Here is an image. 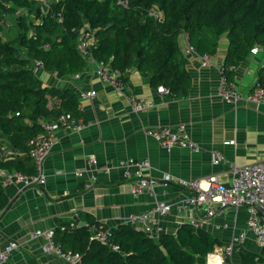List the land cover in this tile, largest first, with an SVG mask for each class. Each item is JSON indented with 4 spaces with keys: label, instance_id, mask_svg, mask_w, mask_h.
I'll return each mask as SVG.
<instances>
[{
    "label": "crops",
    "instance_id": "obj_1",
    "mask_svg": "<svg viewBox=\"0 0 264 264\" xmlns=\"http://www.w3.org/2000/svg\"><path fill=\"white\" fill-rule=\"evenodd\" d=\"M43 10L40 9L41 14ZM4 27L6 23H0V28ZM181 37L180 34V49L190 78L185 96H175L169 91L158 92L150 83L151 76L139 71L137 60L127 71V80H122L119 75L123 83L115 85L101 78L94 62L87 59L83 70L72 75H61L43 67L33 68L45 86L75 91L79 101L78 116L85 121V126L80 130L59 129L55 133L51 150L42 163L43 185L0 183L10 203L0 212V246L8 241L18 244L9 255L7 264H70L43 250L45 238L34 235L37 230L55 231L65 223L82 225L87 218L105 227L129 225L138 230L141 223H130V216L153 206L155 200L147 193L134 195L133 180L125 173L132 174L136 162L142 159L149 160L147 173L152 178L161 181L165 175H170L165 185L159 183L155 187L156 199L172 203L169 212L157 217L156 231L152 235L157 237L161 233L174 234L180 225L202 217L199 208L181 206L189 191L179 187V180H199L205 185V178L215 176L218 182L226 185L231 179V162L243 165L264 158V104L245 100L226 102L217 91L222 74L243 95L258 84L264 85V48L258 46L255 53L249 52L237 64L228 65V41L222 36L216 51L210 54L209 63L202 65L196 54L183 51ZM226 70L230 72L229 76ZM92 89L96 91L95 97H80L81 91ZM129 95L148 98L154 106L134 111ZM55 103L59 101L50 98L49 106ZM177 124L188 127L191 138L200 143L201 150L193 152L179 146L165 149L147 133V130L159 126ZM2 146L13 151L4 135H0ZM212 149L223 157L219 163L213 162ZM90 156L107 169L89 167L86 160ZM0 157L26 160L23 173L37 174L34 162L23 151L15 149L7 156L0 149ZM128 158L133 159L132 164L124 163ZM77 170H81L80 175L75 174ZM247 219V210L242 207L237 210L227 208L203 221L200 227L222 242L206 255V264H241V249L255 253L256 264H264V247L251 233L231 255L220 253L233 234L246 228ZM53 238L63 250H70L68 245H62L58 234Z\"/></svg>",
    "mask_w": 264,
    "mask_h": 264
},
{
    "label": "trees",
    "instance_id": "obj_2",
    "mask_svg": "<svg viewBox=\"0 0 264 264\" xmlns=\"http://www.w3.org/2000/svg\"><path fill=\"white\" fill-rule=\"evenodd\" d=\"M34 6L31 0H0V14ZM152 8L160 12L159 19L149 14ZM57 11L62 12L61 21L54 15ZM41 18V24H36L21 17L15 36L0 34V135L23 152L40 131L41 119L65 112L79 115L75 91L45 86L36 77L33 63L41 61L45 70L61 75L82 71L86 58L78 43L85 25L95 39L88 46L95 60L118 69L124 81L137 60L139 71L151 76L152 86L162 85L175 96L189 91L179 44L182 32L188 33L199 54L214 53L225 36L228 65L243 60L254 46L264 48V0H128L127 6L118 0H53L51 10ZM52 97L59 103L49 106ZM25 161L0 157V168L24 172ZM7 204L0 184V212ZM108 228L109 241L118 245L117 250L91 240L84 224L65 223L54 235L81 256V264H206V255L222 244L211 232L190 223L180 225L174 234L157 237L129 225ZM239 256L241 264H256V254L247 249H241Z\"/></svg>",
    "mask_w": 264,
    "mask_h": 264
},
{
    "label": "built area",
    "instance_id": "obj_3",
    "mask_svg": "<svg viewBox=\"0 0 264 264\" xmlns=\"http://www.w3.org/2000/svg\"><path fill=\"white\" fill-rule=\"evenodd\" d=\"M35 3V6L30 8H23L33 13V22L41 24V16L48 13L51 10L52 1L48 0H31ZM123 6H127L128 0H118ZM36 8L43 10V14H36ZM149 14L159 19L161 17L160 12L155 8L149 10ZM55 17L61 21L63 15L61 11L54 13ZM1 34V32H0ZM182 42L184 44L183 51L186 53L196 54L201 59L202 65H207L211 59L210 54H199L194 46L189 41V35L187 32L181 33ZM95 41L93 33L88 30L87 26L80 28L78 48L80 52L85 56L87 61L94 62L96 72L98 75L111 82L112 84H122L123 81L118 77L120 71L118 69L110 68L106 63L97 61L93 58L91 52L88 50V46ZM258 46L251 48V52L255 53ZM264 68V62H263ZM42 67L41 61H34L33 68ZM157 91L160 93L168 92V89L162 85L157 87ZM218 95L226 102H238L240 100L250 101L257 104H264V85H256L249 93L243 95L237 89L236 85L229 81L226 75L222 74L217 85ZM80 97L96 96L95 90L81 91ZM131 107L134 111H142L154 106V103L145 97H136L133 95L128 96ZM18 114V113H16ZM88 123V122H87ZM40 131L33 136L29 141V147L25 151V155L29 157L37 168L36 175H28L19 170H7L0 168V183L2 185L11 184L13 182H20L23 185H31L32 183L43 185L45 183V173L43 171L42 163L44 158L49 154L51 147L54 143L55 133L59 129H73L80 130L85 126V121L80 116H74L70 112H65L51 119H41L39 122ZM147 133L165 149H171L174 146L187 148L190 151L196 152L202 149L200 143L191 138L188 127L185 124L163 125L155 129L147 130ZM233 143V140H230ZM1 151H5L8 155H12L15 149L8 150L6 147H0ZM212 160L215 163H219L223 157L221 154L212 149ZM6 156V155H5ZM87 165L98 166L101 170H106L104 165H98V161L94 156H90L86 160ZM124 163L132 164L133 159L128 158ZM150 162L148 159H142L136 162V167L132 171V174L126 172V175H130L133 180L132 192L134 195L147 193L154 200L153 206L146 210L130 216L129 222L132 224L141 223L138 230L142 231L148 236H152L155 233V222L159 215H164L170 211L172 203L165 200L156 199L155 187L159 183L166 184L170 180V175H165L161 181L156 180L148 175V169ZM229 171L231 179L229 184H221L217 181L215 176H208L205 178V185H202L199 180H179V187L189 191V194L182 200L181 206L197 207L202 212V217L193 218L190 220V224L195 227H200L203 221L212 218L227 208L240 209L246 208L248 213V219L246 228L233 234L227 244L221 248L220 253L224 256L231 255L232 252L239 248L244 238L248 233H251L261 246L264 247V158L258 161L250 162L247 164H237L231 162L229 164ZM75 174L80 175L81 170L75 171ZM75 226L74 223H70ZM90 231L89 238L91 240H97L109 245L111 250L119 249L117 244L109 241V228L99 223L84 222ZM226 225V224H224ZM34 235L42 236L45 238V245L43 250L47 254L57 256L68 261L70 264H80L81 256L78 253H74L71 250H63L54 242V231L37 230ZM18 244L15 241H8L3 246H0V264H7L9 255L13 252ZM212 256H219L220 254H211ZM210 255V256H211Z\"/></svg>",
    "mask_w": 264,
    "mask_h": 264
},
{
    "label": "rangeland",
    "instance_id": "obj_4",
    "mask_svg": "<svg viewBox=\"0 0 264 264\" xmlns=\"http://www.w3.org/2000/svg\"><path fill=\"white\" fill-rule=\"evenodd\" d=\"M53 1V0H48ZM21 17H25L26 21L29 22L33 19V13L23 8L17 7L13 13L0 14V23L5 22L6 27L1 29L2 33L6 37H13L17 32V23ZM236 257V255H234Z\"/></svg>",
    "mask_w": 264,
    "mask_h": 264
},
{
    "label": "water",
    "instance_id": "obj_5",
    "mask_svg": "<svg viewBox=\"0 0 264 264\" xmlns=\"http://www.w3.org/2000/svg\"><path fill=\"white\" fill-rule=\"evenodd\" d=\"M36 14L39 15L40 14V8H36ZM10 206V203L5 207V209H7Z\"/></svg>",
    "mask_w": 264,
    "mask_h": 264
}]
</instances>
